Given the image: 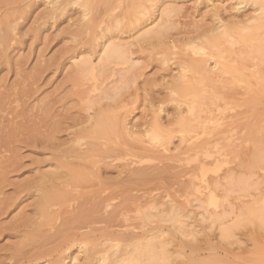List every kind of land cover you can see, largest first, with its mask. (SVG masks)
I'll use <instances>...</instances> for the list:
<instances>
[{
	"label": "rangeland",
	"instance_id": "1",
	"mask_svg": "<svg viewBox=\"0 0 264 264\" xmlns=\"http://www.w3.org/2000/svg\"><path fill=\"white\" fill-rule=\"evenodd\" d=\"M68 4L65 0H0V36L4 40L0 42V264H130L133 247L152 236L172 264H264V225L249 215V210L264 208V92L257 93L255 87L245 83L233 86L234 99L227 102H232V108L220 103L227 111L213 109L217 115L206 126L210 135L197 138L206 140L218 135H214L217 142L212 137L207 147L216 160L210 168L223 176L222 182L226 176H234L249 185L245 192H235L225 206L231 214L228 220H214L216 213L208 207L206 194L184 190L183 182L189 176L178 173L195 166L197 157L188 150L190 143H179L182 135L176 134L168 150L160 148V153L150 154L158 161L148 162L141 151L150 147L146 137L153 124L159 122L168 128L185 116L186 107L190 110L191 102L186 100L187 105L177 101L172 92L179 78L195 85L194 75L180 67L189 59L201 57L188 47L190 42L200 35L215 34L222 25L254 26L263 12L261 5H239L238 0H152L147 4L146 16H139L137 21H122L119 10L113 15H120L121 29L110 23L111 31L104 32L109 23L105 18L104 31L90 33L80 26V17L74 12L78 7ZM161 30L162 36H155ZM98 34L112 40L95 41ZM110 42L123 44L136 68L134 82L122 90L119 99H103L100 105L111 107L120 118L126 128V146L116 140L107 143L86 137L82 143L99 144L88 167L92 171L94 164L102 168V184L94 180L91 187L81 188L83 191L74 189L54 197L44 208L47 222L37 210L40 193L35 192V186L41 174L56 169V157L55 151L36 144V139L42 141L38 137L46 135L53 123L52 127L62 122V130L56 135V151L75 146L74 135H81L88 126L87 118L100 106L87 111V106L79 103L77 89L73 88V63L96 61L95 53ZM241 46L245 50L246 46ZM237 47L235 50H240ZM208 59H213L209 63L215 68L218 59ZM248 65L252 71L253 66L264 71L259 59ZM251 70H246L247 75ZM110 79L104 86H113ZM249 98H255L252 105ZM46 104L53 115L49 109L50 119H41L39 106ZM227 115L229 119L235 116L232 122L226 120ZM69 123L77 125L66 131ZM220 124L222 127H217ZM218 129L222 136L217 134ZM144 158L147 161L141 166L159 168L148 171L151 181H126V173L118 167ZM153 172L158 175L153 176ZM170 207L179 213L177 222L165 220ZM240 211L245 220L225 238L224 229L233 224ZM97 250L99 253L93 256Z\"/></svg>",
	"mask_w": 264,
	"mask_h": 264
},
{
	"label": "bare ground",
	"instance_id": "2",
	"mask_svg": "<svg viewBox=\"0 0 264 264\" xmlns=\"http://www.w3.org/2000/svg\"><path fill=\"white\" fill-rule=\"evenodd\" d=\"M238 1L239 5L243 3H251L253 5L259 4V6L261 5V8L263 9H261V12H263L259 15L258 18H256L257 23L255 22L256 24H254V26L250 28H244L237 25H222L219 28H216L217 30H215V34L209 37L200 35L196 38V40H192L190 42V45L188 47L193 49L195 53L194 55L201 57L200 59H189V61L185 63L186 65L180 67H182V70H186L185 72L190 71L191 74L194 75L193 81H195V85H190L189 82L185 81L183 78H179V81L175 84L172 91L173 94H175L179 99L177 100L176 98H174L175 100L179 102L184 101L185 104H187L185 102L186 100H189V102H191L189 108L190 110H188L186 107V114L189 115V117L187 118L186 114H184L185 116H182V118L180 120L175 121V123H171V126L168 128H164L163 125L159 122H156L155 124H153V126L151 125L152 128L149 132L147 131L146 137V143H148L150 147L146 148L143 146L144 148H141V151L144 154L146 153V156L148 157L147 159H149L148 162L154 161L157 158L152 157L150 154L156 155L157 153H160V148H162L164 151L168 150L169 145L172 143L173 139L177 138L176 134L182 135L181 142L178 140L179 143H190L188 150L190 152L195 153V157H197L196 159H194V162H196L195 166L192 165L190 167H187V169H184L182 173H178L184 174L185 176H189V179L184 181L182 186H184V190L186 192L196 191L198 193H204L207 195V198L209 200L207 202L208 207L214 209L216 213L214 215V220L216 221H225L229 219V216L231 214L227 212L225 206L227 205V203H229L232 196H234L233 194H236L237 192H245L247 190L246 188L249 185L244 183L245 181L243 182L242 178L238 177V179L234 176L229 178L226 176L224 178L225 182H222L223 176L219 174L217 175V173L210 168L211 166H213V163H215L216 160L213 159L212 153L210 152L211 149H207V147L212 142V137L214 141H216L214 136L216 134L211 135V139H209L208 137L206 140L203 138H199L198 140L197 138L205 135L207 137V135H210V133L206 131L208 127L207 124H210V122L213 121V117H216L217 111L215 112V108L220 107L222 108V110L226 109V107L219 106L220 103L226 104L228 100L234 99L233 86L238 85L240 83H245L248 84L250 87H255V89H257V93L264 92V71H258L255 68L256 66H253L254 70L252 71V68H250L251 66L248 65L249 62H252L256 59H259L264 63V0ZM65 2L69 3L68 5H76L78 7L79 10H74V12L77 13L80 17V26L84 31H89L90 33H92L95 30L96 32H98L99 30L104 31L105 27H103V29L101 28L102 25L106 24L107 20L109 21V23H107V26L105 25L107 28L104 32H106L107 30L108 32L111 31L112 28L109 26L110 23H116V25L114 24V28L121 29L123 22H121L119 18H117L120 15H118L117 17L116 15H113L119 14V10L121 11L120 18L122 17V21H128V23H131L132 18H135V21H137L138 18H140L139 16H144L146 11L148 12L147 4L152 2V0H65ZM116 11L118 13H116ZM105 18L108 19L106 20ZM104 19L106 20V22ZM3 31L4 29L2 30V32ZM163 31L164 30L157 32L155 36L161 37ZM3 35H5V31L3 32ZM100 35H102V33ZM100 35L95 37V41H100V38H102ZM1 36L0 39L2 40ZM105 39L102 38V40ZM1 40L0 42L4 41ZM107 40L111 41L112 39ZM255 41H258L256 45L253 43ZM119 43L122 42L119 40ZM119 43L110 42V44L105 43L104 45H102L103 47L101 46V50L95 53L96 55L98 54L96 60L97 62L95 60L93 61L92 59H83L74 61L73 63L74 69H72L74 70V72L71 71V73L73 72L74 74L73 88H75V90L77 89L76 95L78 97L79 103L81 102L82 104H85L88 109L87 111H89L93 106H100L102 101H104L103 99H109L110 102L111 100H115L117 98L119 99L122 90H124V88H128L130 84L134 82V77L136 76H134L133 71L136 68L134 66V62H132V60L130 59L131 53L123 44ZM100 44L97 43V46ZM240 45H242L243 47L245 45L247 48L245 47V50H243V48L240 49ZM228 46L231 48H228ZM237 46H239L240 50H235V48H238ZM245 53H247L248 56H243L245 55ZM208 58L218 59L215 63V68H212L209 63V61H212L213 59L209 60ZM72 59H74V57ZM249 69L251 70V72H248L249 74L247 75L246 72ZM185 72L180 73V75L182 76V74H184ZM110 78L113 80H111ZM109 79L111 80V83H113V86L108 88L104 85ZM89 85V89L84 88L85 86ZM250 99L251 98H249V100ZM253 99L255 98H252L251 102ZM231 101H229L230 103H227V106L231 105L232 108ZM253 102L251 103V105L253 104ZM223 104L222 106H225V104ZM234 104L235 103L233 102V105ZM228 108V110L231 109L230 107ZM45 109L47 110V104L46 106H39L40 113H38L41 115V119L43 116L44 118H49L53 110L52 108L51 110L50 107L49 109L51 111L49 109L46 111ZM94 109V113L89 115L87 120L85 119L88 123V126L80 132L81 135H74L75 137L73 143L75 146L71 147L70 149L66 151L63 150L61 152L56 151L58 149V145L56 144V135L58 134V131L62 130V122H56V126L54 125L55 127L53 126V128L52 125L54 123L52 124L51 120L50 123L52 125L50 128L47 129V134L44 136L42 134V138L38 137V139L42 141H38L36 139V144H45L48 150L55 151L54 156L56 157V169L52 172L41 174L39 184L35 186L36 190L35 188H33L35 192L40 193V201L37 204V210H41V213H39L41 214V218L44 220L48 219L46 217L44 208L47 205L51 204V202H53L52 200L55 199L54 197L68 193L74 189H86L93 185L92 183L94 182V180H98L99 182V179H101V174L104 173L102 168H97V164H94L95 170L92 171L90 170V165L88 167L90 156L94 154L97 147H99V144L96 142H86V144L82 143L83 140H86V137H90L94 140H107V143H113V141L116 140L119 141L120 144L126 146V143L124 141V131H126V128L122 126L121 120L118 115L114 114V112L111 110V107H103L102 105L97 110L96 107ZM182 110L184 109L182 108ZM49 111L50 114L47 115ZM187 111L189 112V114L187 113ZM225 111H227V109ZM183 113H185V110ZM219 117L224 120L223 116ZM232 117L235 118V116ZM52 118L54 119V117ZM227 119L228 121H230L229 116L226 118V120ZM232 120L230 122H232ZM228 121L226 122V124H228L229 126ZM70 124L71 123H69V125H67V127L65 128L66 131L70 128ZM221 124L217 127H222V125H224V123L222 125ZM76 125L77 124L72 125L71 128ZM225 127H223V129H225ZM147 130H149V128ZM218 131L220 133H217ZM221 131L222 130L218 129L217 132H215L219 135L221 134L222 136ZM194 139H196V141L193 143ZM221 139L222 138H219V140ZM99 143L101 144L102 142ZM213 144L214 142L211 145ZM117 149L118 148L114 150L116 151ZM136 149H139V147H136ZM111 150L113 149L111 148ZM106 152L111 153V151L107 150ZM115 153H117V151ZM115 153L114 151L112 152V154L114 155ZM199 156H204L205 159L201 160ZM104 158L106 159V157ZM135 158H137V155L135 156ZM140 158L142 159V155ZM162 158L163 157H161L160 159L161 161L163 160ZM147 159L144 158V160H135L134 162L126 163L122 167H118V169L121 170V173H126V181L128 182L142 181L143 183H147L150 180L149 173H151H148V171H153L155 169L156 171H158L159 169H157L155 166V168H151V166L146 165L141 166V164H144ZM158 160L159 159H157V161ZM163 168L160 167V170H162ZM156 173L154 174L153 172L152 175L154 174L153 176H157L158 174ZM99 183H101V181ZM130 190L132 191L133 189ZM56 199L58 200L59 197H57ZM260 210L261 208H259V210H249V215L252 218L257 219L261 222L262 225H264V208L263 210ZM243 213L244 212L240 211L238 213V217L233 219V224L227 226L224 229L223 235L225 238H229L232 234L233 228L239 226L245 220ZM178 216L179 213L177 209L174 207H170L167 216H165V220L168 218L170 221L177 222ZM158 244H160V242L157 241L156 237L152 236L150 239H147L146 242L134 246L129 256L130 264H172L170 257L166 255V252L163 248L162 251H160L161 246L159 247ZM98 253L99 252L97 250L95 251V253L93 252L92 254L94 256Z\"/></svg>",
	"mask_w": 264,
	"mask_h": 264
}]
</instances>
